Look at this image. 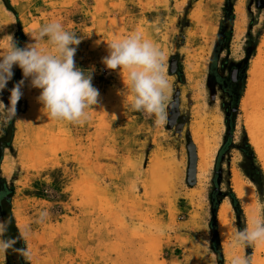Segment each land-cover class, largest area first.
Returning a JSON list of instances; mask_svg holds the SVG:
<instances>
[{
	"label": "rangeland",
	"instance_id": "obj_1",
	"mask_svg": "<svg viewBox=\"0 0 264 264\" xmlns=\"http://www.w3.org/2000/svg\"><path fill=\"white\" fill-rule=\"evenodd\" d=\"M10 3L17 16L0 0V38L11 34L22 47L29 42L25 33L61 21L82 39L75 62L85 71L95 68L92 84L100 93L98 106L88 111L84 122L70 123L50 119L37 101L39 91L26 83L16 117L0 122V141L12 140L11 147L0 152V219L11 221L7 235L19 241L10 249L13 262L218 264L211 247L210 194L220 160L221 188L229 193L230 183L244 215L239 221L230 198L219 207L224 264H230L234 253L253 255L254 264H264V246L233 248L230 233L233 226L244 228L264 216V106L253 111V117L261 116L255 119L256 125L261 123L256 126L259 148L251 142L241 108L261 45L264 54V0H234V34L218 51L226 0ZM132 31L142 32L165 54L174 105L171 125L157 127L154 118L123 105L117 94L123 88L119 72L101 63L107 45ZM6 43L0 40V48ZM263 62L264 56L261 84ZM14 73L0 92L6 105L22 79L19 68ZM196 94L220 122L216 133L208 127V137L216 140L208 175L199 181L197 169L196 184L190 186L187 138L192 137L198 156L190 129ZM234 175L251 191L249 208L237 192ZM222 206L230 212L226 239L219 218ZM10 250L0 254V264H9Z\"/></svg>",
	"mask_w": 264,
	"mask_h": 264
},
{
	"label": "clouds",
	"instance_id": "obj_2",
	"mask_svg": "<svg viewBox=\"0 0 264 264\" xmlns=\"http://www.w3.org/2000/svg\"><path fill=\"white\" fill-rule=\"evenodd\" d=\"M29 42L20 46L9 34L0 38L7 43L0 48V92L19 68L22 79L11 89L9 103L0 100V122L16 117V106L25 84L39 91L38 103L50 119L82 123L89 110L99 104V90L92 84L95 68L87 71L77 66L75 54L82 39L66 29L59 20L43 24L37 31L25 33ZM101 63L109 71H118L123 88L118 95L132 111L154 118L157 127L170 120L173 108L172 84L166 57L160 47L140 31H132L107 45ZM11 221L0 219V254L15 249L18 238L7 235ZM232 247L264 246V216L254 218L246 227H232ZM25 255H30L27 250ZM230 264H254L253 255L234 253Z\"/></svg>",
	"mask_w": 264,
	"mask_h": 264
},
{
	"label": "bare ground",
	"instance_id": "obj_3",
	"mask_svg": "<svg viewBox=\"0 0 264 264\" xmlns=\"http://www.w3.org/2000/svg\"><path fill=\"white\" fill-rule=\"evenodd\" d=\"M261 46H259L260 48L257 54L258 56H256L257 58L251 65V68L249 71L248 87L246 90V94L241 102V108L245 115V118H244L246 122L245 124L247 125L245 126L246 128H248L249 136L252 140L251 142L255 143V145L258 148L260 144V141H259L260 138L258 140L257 132L260 128L257 130L256 126L258 125L255 124V119L257 120V118L260 115L257 116V118L253 117V111L258 110L259 108L261 109V105L262 107L264 106V84H263L264 82L261 84V81H258V78H259L258 76L262 77L260 74L258 75V73H261L260 69L263 68L261 64L263 61L264 54L262 50L263 47ZM192 116H193V121H192L190 129H191L192 134L196 138V144L198 147V159H199L198 160V179L199 181H204L211 167L210 164L212 161V156H213L215 144H216L215 143L216 140L215 139L211 140L208 137L207 133H209L210 131L211 132L213 131L216 133L219 127L220 118L216 116L214 113L210 115V113L207 112L202 105H200L199 95L197 94L195 95V98H194V105L192 107ZM256 123L259 124L258 122ZM208 127H211L210 128L211 130L209 129V132H208ZM212 136H215V135H212ZM234 179H235L234 182H235L236 188L238 189L237 192H239V194L243 198L245 206L249 208L251 204H253L251 200L250 189L246 186V183L244 184V182L241 181L238 175H236ZM229 214H230L229 208L222 206L219 212V218H220L221 231L225 239L226 237H228V233L230 230L229 229L230 226L228 224V219L230 216Z\"/></svg>",
	"mask_w": 264,
	"mask_h": 264
},
{
	"label": "trees",
	"instance_id": "obj_4",
	"mask_svg": "<svg viewBox=\"0 0 264 264\" xmlns=\"http://www.w3.org/2000/svg\"><path fill=\"white\" fill-rule=\"evenodd\" d=\"M6 7L12 11L16 16L17 13L15 12V10L11 7V3L10 0H3ZM224 21L221 24V29H220V33L218 36V42H217V51L219 49V46L222 44H226L228 43L233 34H234V0H226V6L224 8ZM18 23H19V29L20 32L17 34V37H21L22 36V27H21V23L18 19ZM258 44L255 47V50L252 52V54L249 55V57H251V55H254V53L256 52V48H257ZM9 136L12 139L14 137V124L13 122L10 123L9 125ZM12 141V140H11ZM5 142V141H0V152L4 151V149L6 147H11L12 142ZM246 145L247 148L251 151L253 158L255 159V153L253 148L251 147V145L249 144L248 139L246 140ZM225 148V146H224ZM221 153H223V150H221ZM220 160H218L217 165H216V175L214 177L213 180V190L210 194V205H211V212H212V223H211V231H212V236H213V240H212V250L217 254L218 256V264H224V256L222 253V249L220 246V240H219V235H218V231H217V215H218V210L219 207L221 206L222 202L226 199V198H230V200L232 201V205L236 211L238 220L241 221V219H243V210L241 208L240 202L238 201L235 193L233 192V189L231 188V185L229 183V193H226L223 191V189L221 188L222 183L220 182V172L222 169V166L219 162ZM239 227L242 229L241 225H239ZM17 230V228H16ZM20 236V235H19ZM20 239L22 240V237L20 236ZM11 250L8 252L9 255V259L10 262L9 264H15L11 258Z\"/></svg>",
	"mask_w": 264,
	"mask_h": 264
},
{
	"label": "water",
	"instance_id": "obj_5",
	"mask_svg": "<svg viewBox=\"0 0 264 264\" xmlns=\"http://www.w3.org/2000/svg\"><path fill=\"white\" fill-rule=\"evenodd\" d=\"M173 121V118L170 117L169 124L171 125ZM180 128V127H179ZM178 133H181L182 127L179 129ZM188 155H189V168H188V184L190 186H193L196 184L197 179V169H198V156H197V149L192 142V137L188 135Z\"/></svg>",
	"mask_w": 264,
	"mask_h": 264
}]
</instances>
